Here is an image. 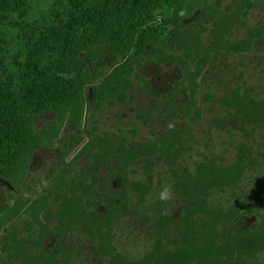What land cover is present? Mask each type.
I'll list each match as a JSON object with an SVG mask.
<instances>
[{
    "label": "trees",
    "instance_id": "trees-1",
    "mask_svg": "<svg viewBox=\"0 0 264 264\" xmlns=\"http://www.w3.org/2000/svg\"><path fill=\"white\" fill-rule=\"evenodd\" d=\"M194 2L0 0V179L11 181L20 176L32 151L42 144L46 127L34 126L41 113L53 114L50 126L78 123L88 102H99L110 94L123 96L132 73L147 91L156 94L134 67L154 58L169 61L155 56L159 39L181 25L197 6ZM250 6V0H236L232 13L223 15L228 23L222 26L224 32L230 33L228 27L234 23L245 27L240 37L223 39L230 52L247 50L252 40L264 37V19L249 26L242 18ZM205 9L202 5L193 18L204 15ZM100 49L120 55L124 61V68L112 72L102 86L88 74L85 61ZM237 100V106L242 104L240 116L250 128L264 125V100L245 94ZM191 104L192 99H187L185 106ZM191 119L186 114L182 130ZM166 143L155 137L143 145L131 141L128 150L118 144L109 154L111 165L117 163V172L111 171L115 185L90 199H81V195L62 199L56 221L42 225L39 233L40 239L51 238L54 247L43 248L39 238L28 239L30 251L9 245L7 259L13 255L16 263L12 264H17L19 257V264H60L64 251L59 241L72 235L88 241L98 257L125 264H264V177L255 167L264 171V164L244 144L236 145L230 162L204 156L191 170H176L168 163L174 177L168 182L170 195L178 202L172 215L167 202L159 198V190L155 192L150 174L152 155L169 159L171 153L163 149ZM136 156L142 157L146 169L142 180L129 179L123 173ZM246 174L251 175L253 186L241 190L239 182ZM233 190H240L241 198H233ZM7 207L3 204L0 210ZM28 210L36 220L34 206L25 212ZM127 214L140 216L151 228L148 247L134 255L121 254L112 243L113 221ZM245 217L250 222H244ZM1 262L10 264L9 260Z\"/></svg>",
    "mask_w": 264,
    "mask_h": 264
},
{
    "label": "rangeland",
    "instance_id": "rangeland-1",
    "mask_svg": "<svg viewBox=\"0 0 264 264\" xmlns=\"http://www.w3.org/2000/svg\"><path fill=\"white\" fill-rule=\"evenodd\" d=\"M235 1L195 0L197 6L182 19L181 25L176 30L170 28L173 33L159 39L155 56L170 62L154 58L134 67L156 94L147 91L132 73L127 77L123 96L110 94L99 102H88L78 123L55 122L50 126L51 112H43L34 119L37 129L46 127L42 144L32 151L20 176L11 181L0 179V206H8L5 211L0 210V264L1 259L16 263L13 255L7 259L9 245L30 251L25 240L39 238L42 225L50 226L56 221L55 213L62 199L73 195L90 199L115 185L111 171L117 172V163L111 165L109 154L116 151L118 144L128 150L127 143L131 141L143 145L155 137L167 140L163 149L171 153L169 159L151 156L154 162L150 174L155 192L160 193L169 189L168 182L174 179L168 163L176 170H191L204 156L230 162L236 145L244 144L264 164V125L250 128L246 118L240 116L242 104L236 105L244 94L264 100V37L252 40L244 51L226 49L223 39L234 40L245 31L237 23L228 27L230 33L222 30V26L228 25L223 15L232 13ZM250 1L251 6L242 18L247 25L254 26L264 19V0ZM202 5L205 14L193 18ZM85 61L88 74L100 86L112 72L124 68L123 57L103 49ZM189 98L192 104L186 107ZM186 114L192 117V123L182 130ZM96 136L102 140L97 141ZM255 167L264 177L261 167ZM145 171L142 157L136 156L123 173L129 179L142 180L147 176ZM250 177L246 174L241 179V190L249 184L253 186ZM233 193V198H241L240 190ZM146 200L151 199L143 202ZM164 202L173 215L177 199L170 195ZM30 206H34L38 221L32 219V210L25 212ZM244 222H250V218L245 217ZM111 232L115 248L123 255H134L148 247L151 228L140 216L127 214L113 221ZM40 240L43 248L54 247L51 238ZM59 242L61 252L64 251L60 264H125L122 260L112 262L98 257L88 241L72 235Z\"/></svg>",
    "mask_w": 264,
    "mask_h": 264
},
{
    "label": "clouds",
    "instance_id": "clouds-1",
    "mask_svg": "<svg viewBox=\"0 0 264 264\" xmlns=\"http://www.w3.org/2000/svg\"><path fill=\"white\" fill-rule=\"evenodd\" d=\"M161 200H167L170 199V189L165 188L161 191L160 197Z\"/></svg>",
    "mask_w": 264,
    "mask_h": 264
}]
</instances>
